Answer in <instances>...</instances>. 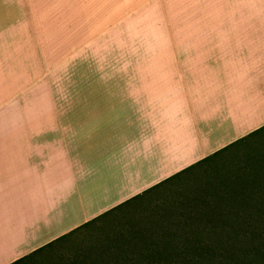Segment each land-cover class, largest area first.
<instances>
[{
    "label": "crops",
    "instance_id": "obj_1",
    "mask_svg": "<svg viewBox=\"0 0 264 264\" xmlns=\"http://www.w3.org/2000/svg\"><path fill=\"white\" fill-rule=\"evenodd\" d=\"M79 1L0 0V42ZM227 1L175 28L166 53L121 60L26 112L38 121L7 124L0 264H89L77 232L264 130V0Z\"/></svg>",
    "mask_w": 264,
    "mask_h": 264
},
{
    "label": "rangeland",
    "instance_id": "obj_2",
    "mask_svg": "<svg viewBox=\"0 0 264 264\" xmlns=\"http://www.w3.org/2000/svg\"><path fill=\"white\" fill-rule=\"evenodd\" d=\"M58 5L61 11H40V18L31 19L29 36L15 40L7 36V46L0 42V138L6 137L7 124L21 129L24 122L38 121L37 114L26 112L54 107L56 101H65L60 99L64 92L87 90L92 77L118 69L121 60L166 53L162 49L169 38L173 41L175 28H181L197 12L205 16L206 11L229 10L230 3L80 0ZM54 14L56 17H50ZM235 190L233 196L247 200L234 203L233 196H225ZM254 190L264 191V130L77 234L89 238V245L125 239L131 246L138 231L149 238H161L166 230L176 234L183 222L190 218L198 221L196 215L204 213L203 208L204 214L220 208L234 213L230 208L250 201Z\"/></svg>",
    "mask_w": 264,
    "mask_h": 264
},
{
    "label": "trees",
    "instance_id": "obj_3",
    "mask_svg": "<svg viewBox=\"0 0 264 264\" xmlns=\"http://www.w3.org/2000/svg\"><path fill=\"white\" fill-rule=\"evenodd\" d=\"M252 193L250 201L230 208L234 213L220 208L204 214L203 208L198 221L183 222L176 234L166 230L161 238H149L138 231L131 246L125 239L97 244L89 264H264V191ZM235 196L234 203L247 200Z\"/></svg>",
    "mask_w": 264,
    "mask_h": 264
}]
</instances>
